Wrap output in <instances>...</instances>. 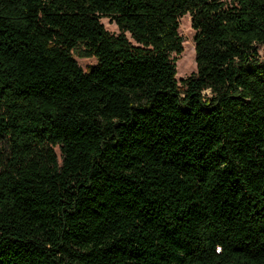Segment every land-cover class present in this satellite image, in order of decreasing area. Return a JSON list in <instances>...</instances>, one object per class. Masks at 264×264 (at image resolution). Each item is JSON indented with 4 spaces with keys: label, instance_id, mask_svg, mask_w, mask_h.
<instances>
[{
    "label": "trees",
    "instance_id": "1",
    "mask_svg": "<svg viewBox=\"0 0 264 264\" xmlns=\"http://www.w3.org/2000/svg\"><path fill=\"white\" fill-rule=\"evenodd\" d=\"M261 51L264 0H0V264H264Z\"/></svg>",
    "mask_w": 264,
    "mask_h": 264
},
{
    "label": "rangeland",
    "instance_id": "2",
    "mask_svg": "<svg viewBox=\"0 0 264 264\" xmlns=\"http://www.w3.org/2000/svg\"><path fill=\"white\" fill-rule=\"evenodd\" d=\"M229 1V0H224ZM104 28L109 34L115 35L118 33V30L114 23H111L108 18H102L100 20ZM178 34L182 37V52L180 55L175 56L172 54V57H176V75L175 79L180 83L181 79L187 78L188 76L196 72L195 64V52H194V42L193 35L194 32L190 26V17L185 15L179 20ZM264 52V51H263ZM261 51V55H263ZM83 47H76L72 54L77 62L78 66L86 71L89 67L96 65V60L93 57L82 56Z\"/></svg>",
    "mask_w": 264,
    "mask_h": 264
}]
</instances>
